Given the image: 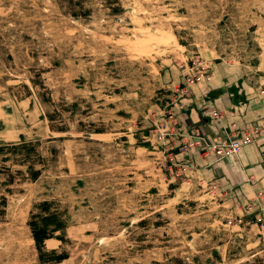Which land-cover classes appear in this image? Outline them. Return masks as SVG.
<instances>
[{
	"label": "rangeland",
	"instance_id": "1",
	"mask_svg": "<svg viewBox=\"0 0 264 264\" xmlns=\"http://www.w3.org/2000/svg\"><path fill=\"white\" fill-rule=\"evenodd\" d=\"M248 98L264 0H0V264H264V190L182 163Z\"/></svg>",
	"mask_w": 264,
	"mask_h": 264
},
{
	"label": "crops",
	"instance_id": "2",
	"mask_svg": "<svg viewBox=\"0 0 264 264\" xmlns=\"http://www.w3.org/2000/svg\"><path fill=\"white\" fill-rule=\"evenodd\" d=\"M220 95L219 97H221ZM220 99V98H217ZM214 106L217 104L212 102ZM232 109H224L222 123L213 119L209 112L202 111V120L207 125L209 137L215 138L219 143L226 139V135L244 128L247 124L260 122L263 127L259 140L245 146L241 153L234 157L216 155L215 148L206 147L197 158L184 157L183 165L195 169L201 179L237 186L239 191L248 195H263L264 190V101L263 99L248 98L246 102H235ZM206 107L211 106L208 104ZM224 107V105H223ZM205 109V108H204ZM192 111L191 109H189ZM234 117L236 120H234ZM241 126V127H240ZM195 151V150H194ZM225 182V183H224Z\"/></svg>",
	"mask_w": 264,
	"mask_h": 264
},
{
	"label": "trees",
	"instance_id": "3",
	"mask_svg": "<svg viewBox=\"0 0 264 264\" xmlns=\"http://www.w3.org/2000/svg\"><path fill=\"white\" fill-rule=\"evenodd\" d=\"M28 150H33V148L29 147ZM28 168H29V173L31 174L30 178L33 180H37L40 176V171L34 169L33 166H28ZM42 204L45 206L49 205L48 201H44V203ZM52 214L54 215L55 213H52ZM32 221L33 222H31V224L33 225L32 226L33 236H34L39 252L42 253L44 242L49 237L50 233L46 228L39 226L37 223L34 222V220Z\"/></svg>",
	"mask_w": 264,
	"mask_h": 264
},
{
	"label": "built area",
	"instance_id": "4",
	"mask_svg": "<svg viewBox=\"0 0 264 264\" xmlns=\"http://www.w3.org/2000/svg\"><path fill=\"white\" fill-rule=\"evenodd\" d=\"M255 131L256 130L254 129V132ZM252 133L246 134L243 138H241L239 140H234V139L228 140V137H226L225 140L223 139L217 145V149H222L223 152H228L230 154L238 153L243 146L248 145L250 143H253L255 141L254 136L252 135Z\"/></svg>",
	"mask_w": 264,
	"mask_h": 264
}]
</instances>
